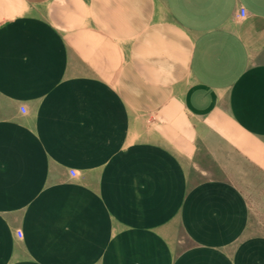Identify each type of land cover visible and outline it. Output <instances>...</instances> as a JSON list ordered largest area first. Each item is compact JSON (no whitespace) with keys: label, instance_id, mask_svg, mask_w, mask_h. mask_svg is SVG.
<instances>
[{"label":"crops","instance_id":"crops-1","mask_svg":"<svg viewBox=\"0 0 264 264\" xmlns=\"http://www.w3.org/2000/svg\"><path fill=\"white\" fill-rule=\"evenodd\" d=\"M0 264H264V0H0Z\"/></svg>","mask_w":264,"mask_h":264},{"label":"built area","instance_id":"built-area-1","mask_svg":"<svg viewBox=\"0 0 264 264\" xmlns=\"http://www.w3.org/2000/svg\"><path fill=\"white\" fill-rule=\"evenodd\" d=\"M244 13H245V10H244V8L241 7L239 10V15L243 16ZM70 172H71V174H73V171H70ZM17 233L19 234V232H17Z\"/></svg>","mask_w":264,"mask_h":264},{"label":"rangeland","instance_id":"rangeland-1","mask_svg":"<svg viewBox=\"0 0 264 264\" xmlns=\"http://www.w3.org/2000/svg\"><path fill=\"white\" fill-rule=\"evenodd\" d=\"M257 203V202H256Z\"/></svg>","mask_w":264,"mask_h":264}]
</instances>
